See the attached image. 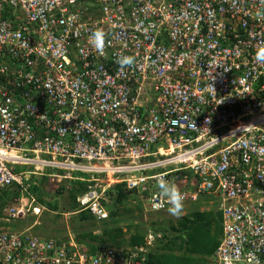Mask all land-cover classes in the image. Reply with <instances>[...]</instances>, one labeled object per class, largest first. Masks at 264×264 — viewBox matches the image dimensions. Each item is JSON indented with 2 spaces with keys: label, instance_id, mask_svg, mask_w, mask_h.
Segmentation results:
<instances>
[{
  "label": "built area",
  "instance_id": "2783aa9c",
  "mask_svg": "<svg viewBox=\"0 0 264 264\" xmlns=\"http://www.w3.org/2000/svg\"><path fill=\"white\" fill-rule=\"evenodd\" d=\"M261 49L264 0H0V190L22 192L0 219L46 209L26 195L33 175L88 182L79 212L103 221L116 184L160 212L158 179L178 189L192 170L182 202L212 194L222 210L204 264H264ZM35 226H0V264H150L141 246L92 253Z\"/></svg>",
  "mask_w": 264,
  "mask_h": 264
},
{
  "label": "trees",
  "instance_id": "16d2710c",
  "mask_svg": "<svg viewBox=\"0 0 264 264\" xmlns=\"http://www.w3.org/2000/svg\"><path fill=\"white\" fill-rule=\"evenodd\" d=\"M47 170L58 171V169L54 170L51 168ZM49 171L46 172L51 173ZM77 174L82 175L81 173ZM179 175V181L177 179L174 183H177L178 191L182 193L185 189L189 188V179L192 182L195 177L192 170L180 172ZM50 180L49 176L33 175L27 181L28 192L26 195L34 197L36 204L47 207V212H57L59 200L62 198L68 199L71 209L77 211V198L88 190L89 183L74 179L72 182L68 181L71 185L70 188L68 184L63 183L52 190L53 184H51ZM43 183L48 185L49 190L42 187ZM156 189L159 191L158 188ZM52 193L55 194V197L52 200H48V197ZM149 195V190L128 189L125 183L116 184L115 187L110 188L106 192V197L102 199V203L110 211L109 219L99 221L104 226L103 232L101 234H93V228L95 225L97 227L98 220L89 211H80L77 213L78 220L89 222L90 226L86 228V225L80 224L77 230L76 228L74 229L75 233L79 231L78 234L76 233L77 240L87 244L92 253H95L104 244L117 248L130 247L133 250L141 246L148 250L146 254L150 264H204L208 257L214 253L222 239V210L218 207L219 198L212 197V194H201L197 202H192L191 209L186 214L176 219V221H172L170 217L165 215V212L169 211L170 205L166 210L160 212L146 210L144 199L148 198ZM21 196V189L17 185L0 190V218L4 217V209L13 205L15 199ZM134 200H137L136 206L140 212V217H143L146 211L151 219V223L148 224L141 221V219L138 223H129L128 228L129 230H133V233L128 238L127 246H123V241L121 240L124 235L123 227L118 225L124 219L121 217L119 219L115 218L119 215L117 210L120 208V205H125L127 202L130 203L129 201L132 202ZM210 201H212L210 209H201L202 205ZM184 204L186 203L182 202V206ZM152 217L157 218L153 219ZM48 218L47 220L43 219V223L41 222L39 226L36 225L34 229L40 236L58 238L57 234H52L57 233L59 230L46 227L45 224L46 222H50L55 227L58 218L57 216L53 220ZM34 219L35 216H29L10 223L0 219V226H10L12 229H20L24 226L32 225ZM150 234L153 236V239L149 244L148 236Z\"/></svg>",
  "mask_w": 264,
  "mask_h": 264
},
{
  "label": "rangeland",
  "instance_id": "374dc122",
  "mask_svg": "<svg viewBox=\"0 0 264 264\" xmlns=\"http://www.w3.org/2000/svg\"><path fill=\"white\" fill-rule=\"evenodd\" d=\"M17 170L19 171H24L26 169H32L31 167H27V166H20V167H17L16 168ZM46 171H49L47 170V168L44 170V172L46 173ZM49 172H54L56 173L57 175H62L63 172L61 171H49ZM85 176V174H82ZM59 180H62V181H59ZM72 182V180H64V179H60L58 177H54V178H51L50 182L52 185H50L51 189L54 190L55 188H57V186H59L60 184H68V187L70 188V183L69 182ZM42 187L44 189H48L49 190V187L47 184L43 183ZM66 193V192H65ZM55 194L52 193L51 196L48 197V200H52L55 196ZM81 196V195H79ZM78 196V197H79ZM137 200H134V201H129L130 203H126L125 205L122 204L120 205V208L117 210L119 212V215L116 216L115 219H119V217L123 218L124 221H120L119 222V225L118 226H122L123 227V232H124V235L122 236L121 240L123 241V246H127V241H128V238L130 236V234L133 233V230H129L128 228V225L129 223L131 222H135V223H138L141 219V221H144V222H147L148 224L151 223V219L149 218V215L148 213L145 211L144 213V216L143 217H140V212L139 210L137 209V203H136ZM78 203V201H77ZM212 206V201H210L209 203H205V205H202L201 209H210ZM183 212L181 214L180 217H182L184 214H186L190 209H191V204H184L183 206ZM46 209H43L42 212L40 213V215H35L33 212H30L27 217H32V216H35V219L33 221V224H36L37 226H39V224L42 222L43 223V219L44 220H47L48 219H51L53 220V218L55 216H57L58 220H57V223L54 227V225H51L50 222H46V227H49V228H54V229H57L59 230L57 233H54L52 235H56L58 237H63L67 234V232H71V234H78L79 231H76L75 233V228L77 230V227H79V225H86V228L89 227V222H81L78 220V214L74 213L75 210H72L71 209V205L68 201V199H64L62 198L61 200H59V209L57 212H47V207H45ZM77 209H80V205L78 203V207ZM76 212V211H75ZM78 212V211H77ZM165 215L170 217L172 219V221H176V219H178L177 217H174L172 216L169 211L165 212ZM157 216V215H155ZM153 219L157 218V217H152ZM114 219V220H115ZM113 226V225H112ZM111 226V227H112ZM103 228L104 226L102 225V222H97V227L96 225L94 226L93 228V234H101L103 232ZM53 229V230H54ZM96 229V230H95ZM34 232L35 229H32ZM54 232V231H53ZM95 232V233H94ZM76 236V235H75Z\"/></svg>",
  "mask_w": 264,
  "mask_h": 264
},
{
  "label": "clouds",
  "instance_id": "9594fccd",
  "mask_svg": "<svg viewBox=\"0 0 264 264\" xmlns=\"http://www.w3.org/2000/svg\"><path fill=\"white\" fill-rule=\"evenodd\" d=\"M95 36H96V43L99 44L100 34L96 33ZM254 59L258 64L264 65V49L258 50ZM119 62L122 65H130L134 62V58L123 57ZM58 171H60V170H58ZM61 172H63V171H61ZM157 187L160 191V194L164 198H166L170 204V207L168 209L169 213L172 216L179 218L183 212L181 193L178 191V189L172 183L166 182L162 177L158 179ZM77 211L74 213L75 214L79 213V209Z\"/></svg>",
  "mask_w": 264,
  "mask_h": 264
}]
</instances>
